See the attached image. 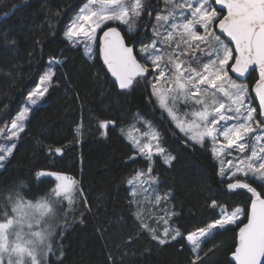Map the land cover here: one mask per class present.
<instances>
[{
	"label": "snow or ice",
	"instance_id": "1",
	"mask_svg": "<svg viewBox=\"0 0 264 264\" xmlns=\"http://www.w3.org/2000/svg\"><path fill=\"white\" fill-rule=\"evenodd\" d=\"M162 2L160 10L158 5L149 7L150 0H84L64 32L65 39L73 47H82L88 60L102 59L120 90H131L144 80L159 109L186 138L185 143L204 146L211 142L212 153L220 164L218 175L226 190H246L251 194L246 214L241 208L228 211L225 205L211 199L209 207L219 209V218L186 235L174 222L170 224L178 214L167 208L160 209L165 214L156 219L157 224L164 225L162 231L152 227L144 220L142 205L158 207L171 195H161L156 186L153 157H160L171 167L176 156L161 143L163 135L156 125L138 114V122L147 128L141 133L146 140L142 142L132 135L128 139L136 155L149 161V165L146 171L137 170L127 183L141 229L160 245L178 238L186 240L193 253L191 264H206L208 253L201 255L202 245L235 225L238 234L231 253L235 264H264V192L252 186L264 188V0ZM153 11V39L137 51L135 41H127L140 35L142 27L147 28L148 22L142 18L145 13L151 17ZM216 29L227 42L216 34ZM50 63L58 65L61 61ZM253 66L259 69V79L252 89L259 100L258 108L252 106L248 85L237 82ZM55 75L50 66L10 125L0 128V169L13 156L15 141L25 133L30 114L54 86ZM114 123L103 121L99 127L107 129ZM54 152L62 155L63 149L56 147ZM35 175L37 180L47 176L56 181L49 195L36 201L23 194L28 187L25 182L0 188V264H49L50 254L63 255L54 237L61 227L60 213L65 202L73 203L78 182L57 172L40 170ZM242 215L246 223L241 221ZM148 218L153 216L149 214Z\"/></svg>",
	"mask_w": 264,
	"mask_h": 264
},
{
	"label": "trees",
	"instance_id": "2",
	"mask_svg": "<svg viewBox=\"0 0 264 264\" xmlns=\"http://www.w3.org/2000/svg\"><path fill=\"white\" fill-rule=\"evenodd\" d=\"M83 2L0 0V128L19 112L40 76L50 66L56 72L54 86L30 114L13 156L0 169V188L25 182V197L38 200L48 196L56 182L47 176L37 180L38 171L65 172L78 180L81 193L71 210L64 205L54 237L63 255L50 254L49 264H191L193 253L186 240L160 245L134 215L127 181L137 170L146 171L149 161L136 155L125 134L127 126L138 114L149 119L176 156L171 167L157 157L153 172L162 190L171 194L167 209L178 214L170 224L185 235L219 218V209L209 207L211 199L227 210L242 207L247 213L251 194L226 190L211 143H185L144 80L131 90H120L102 59L90 61L82 47L67 42L64 32ZM146 35L140 31L127 42L141 43ZM54 60L61 63H50ZM256 79L253 71L248 80ZM103 121L115 123L104 129L99 127ZM56 147L63 149L62 155L54 152ZM237 234L232 226L202 245L201 255L208 253L206 264H235L231 253Z\"/></svg>",
	"mask_w": 264,
	"mask_h": 264
},
{
	"label": "rangeland",
	"instance_id": "3",
	"mask_svg": "<svg viewBox=\"0 0 264 264\" xmlns=\"http://www.w3.org/2000/svg\"><path fill=\"white\" fill-rule=\"evenodd\" d=\"M159 6V9L160 10H162L163 9V7H164V5H163V2H162V0H150V4H149V7H152V8H155L156 6ZM215 6V5H214ZM79 10V9H78ZM217 10H219L218 8H217ZM78 12V11H77ZM77 14V13H76ZM75 14V15H76ZM74 15V16H75ZM155 15H156V11H153V13H152V16L151 17H149L146 13H145V15L143 16V21H147L148 22V26H147V28H141L140 29V31L141 32H143V33H148V36L149 37H147V35L146 36H141V38L143 39L142 40V42L140 43L139 42V40H137V41H135V47H136V50L138 51L139 50V48L143 45V44H149V43H151V41H152V39H153V33H152V26H153V24L155 23ZM73 16V17H74ZM72 17V18H73ZM123 30V29H122ZM146 30V31H145ZM145 31V32H144ZM202 31V30H201ZM215 32H216V34L217 35H221L219 32H218V30L216 29L215 30ZM147 37V38H146ZM221 39H223V40H225V42H227V40H226V38L225 37H223L222 35H221ZM133 43V42H132ZM47 71V70H46ZM45 71V72H46ZM44 72V73H45ZM44 73L40 76V78H39V80L42 78V76L44 75ZM230 75L232 76V78L233 79H237V77H235L232 73H230ZM237 82L239 83V82H242V83H245V84H247L248 85V87H249V94H250V99H251V103H252V106H254V107H257L258 108V105H257V102L255 101V99H254V97H253V94H252V86H253V83H250L249 82V80H246V81H244V80H240V79H238L237 80ZM39 83V82H38ZM38 85V84H37ZM37 85H36V87H37ZM35 87V88H36ZM150 88V87H149ZM151 89V88H150ZM34 90V89H33ZM154 100L153 101H155V98H153ZM26 103V102H25ZM154 103H156V105L158 106V104H157V102L155 101ZM25 104H23V106H24ZM155 105V106H156ZM22 106V107H23ZM21 110V109H20ZM182 111H183V108L181 109ZM165 114V113H164ZM166 115V114H165ZM145 120H148V121H150L149 119H147V118H145V117H143ZM11 123V122H10ZM10 123L8 124V125H10ZM153 123V122H152ZM154 124V123H153ZM174 124V123H173ZM155 125V124H154ZM134 126V127H133ZM157 127V126H156ZM137 129H139V131H137ZM157 130L160 132V133H162L160 130H159V128L157 127ZM144 131H147V128H146V126L142 123V122H138V119L136 120V121H134V122H131L128 126H127V128H126V131H125V134H126V136L128 137L129 135H132V136H134V137H137V138H141V140H142V142H144L145 140H146V138H143V137H141V133H143ZM10 143V142H9ZM161 143L164 145V147L167 149V147L165 146V144H164V141H163V139H162V141H161ZM211 143V142H210ZM168 150V149H167ZM169 151V150H168ZM170 152V151H169ZM172 153V152H171ZM173 154V153H172ZM174 155V154H173ZM157 157H153V165H154V163H155V159H156ZM230 158V157H229ZM218 161V160H217ZM218 163H219V161H218ZM219 166H220V164H219ZM152 175H154V176H156L157 177V175L153 172L152 173ZM74 180H76L77 182H78V180L76 179V178H73ZM241 179H243L242 177H241ZM157 187H158V189H159V191H160V194L161 195H163L164 193H168L167 191H163L162 190V188L160 187V184H159V179H158V177H157V185H156ZM253 186V185H252ZM145 187H147V185H145ZM81 193V190H80V187H79V182L77 183V185H76V190L74 191V193H73V203L72 204H67L66 202H65V207H67V209H68V211L69 210H71L72 209V207H74V204L76 203V201H77V196L79 195ZM140 199H142V197H140ZM33 201H36V200H33ZM142 208H143V210H144V220H145V222H147V223H149L152 227H154V228H157L158 229V231H162V229H163V227H164V225L162 224V222L160 223V224H157L156 223V219L158 218V217H160V216H164V211H161L160 209H165V208H167V204L166 203H161L158 207H153V205L151 204V203H144L143 205H142ZM236 208H241L242 210H244V208H242V207H236ZM235 209V208H234ZM233 209V210H234ZM228 211H232V210H228ZM244 212H245V214H246V211L244 210ZM149 214H151L152 216H153V218L152 219H149L148 217H149ZM241 221H243L244 223H246L247 222V220H246V218H245V216H241ZM238 223H240L239 221H238ZM241 226H242V224H241ZM232 227V226H231ZM233 227H236L235 225H233Z\"/></svg>",
	"mask_w": 264,
	"mask_h": 264
},
{
	"label": "water",
	"instance_id": "4",
	"mask_svg": "<svg viewBox=\"0 0 264 264\" xmlns=\"http://www.w3.org/2000/svg\"><path fill=\"white\" fill-rule=\"evenodd\" d=\"M216 7L219 9V6H216ZM225 11H226V10H225ZM217 30H218V32H219V29H217ZM219 33H220V32H219ZM122 34H123V32H122ZM220 34H221V33H220ZM222 36H223V35H222ZM223 37H225V36H223ZM225 38H226V37H225ZM226 40H227V38H226ZM105 67H106V66H105ZM253 71H255V72L257 73V79H256V81H257V80L259 79V69H258L256 66H253L252 68H250V69H249V72L246 73L244 77H240L239 79H240V80H244V81L248 80L249 76L251 75V73H252ZM233 75L236 77L235 74H233ZM256 81L253 83L252 89H254ZM252 94H253V97H254L255 101L257 102V105H259V100H258V98H256L255 92H254L253 90H252ZM50 172H57V173H61V174H65V175L71 176V175L68 174V173L60 172V171H50ZM71 177H72V176H71ZM51 178L55 179L54 177H51ZM249 208H250V206H249ZM231 258H232V256H231ZM232 260H233V259H232ZM233 262H234V260H233ZM234 263H235V262H234Z\"/></svg>",
	"mask_w": 264,
	"mask_h": 264
}]
</instances>
